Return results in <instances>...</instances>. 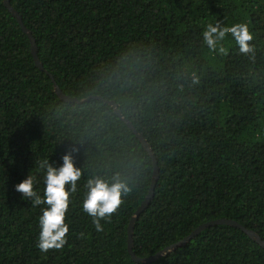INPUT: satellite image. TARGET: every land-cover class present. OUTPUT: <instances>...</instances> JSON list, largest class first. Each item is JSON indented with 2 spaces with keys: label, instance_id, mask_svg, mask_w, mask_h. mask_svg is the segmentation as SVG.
<instances>
[{
  "label": "trees",
  "instance_id": "obj_1",
  "mask_svg": "<svg viewBox=\"0 0 264 264\" xmlns=\"http://www.w3.org/2000/svg\"><path fill=\"white\" fill-rule=\"evenodd\" d=\"M38 47L0 0V264H264V246L216 224L233 219L264 241V0H11ZM247 23L254 51L228 34L209 51L207 24ZM55 79V82L53 81ZM61 92L56 90V87ZM86 99L81 103L67 101ZM101 97V98H94ZM107 100V101H106ZM115 100L117 107L108 101ZM159 178L149 205L128 227ZM71 152L83 175L60 250L37 247L39 217L15 186ZM124 182V203L97 232L82 209L87 180ZM70 187V186H69ZM80 233H84L81 238Z\"/></svg>",
  "mask_w": 264,
  "mask_h": 264
},
{
  "label": "clouds",
  "instance_id": "obj_2",
  "mask_svg": "<svg viewBox=\"0 0 264 264\" xmlns=\"http://www.w3.org/2000/svg\"><path fill=\"white\" fill-rule=\"evenodd\" d=\"M228 34H231L241 53L248 54L254 51V45L251 43L254 34L247 23H235L231 26L222 25L221 22L209 23L202 32V38L209 51L226 54L224 41ZM40 168L45 170L46 187L43 196L38 194L35 185L39 181L31 172L15 188L24 199L31 201L32 207L46 205L39 217L40 233L37 247L41 252L47 253L49 250L62 249L68 242L67 234L70 227L66 222V214L71 203V195L77 192V182L83 172L75 165L71 152L63 156V164L60 167H55L45 160L41 162ZM84 187L87 191L82 201V209L92 217L96 231L102 232L104 229L101 221L110 222L131 189L119 180L110 184L100 177L89 178ZM80 236L83 238L84 233H80Z\"/></svg>",
  "mask_w": 264,
  "mask_h": 264
},
{
  "label": "water",
  "instance_id": "obj_3",
  "mask_svg": "<svg viewBox=\"0 0 264 264\" xmlns=\"http://www.w3.org/2000/svg\"><path fill=\"white\" fill-rule=\"evenodd\" d=\"M5 5L7 6V8L10 10V12L17 18L18 22L21 24L23 30L25 32L28 33L29 35V38L31 40V44H32V49H33V55H34V60H35V64L41 68L42 70H45L44 66H43V63L40 61L39 57H38V47H37V43H36V40L35 38L33 37L31 31H29V29L25 26L24 22H23V19L22 17L20 16V14L13 8V6L11 5V0H5ZM53 81L55 82V79L53 78ZM56 84V82H55ZM56 90L58 92H61V89L57 86L56 87ZM61 96L67 100V101H73V102H83L85 100H88L90 99L91 97H88L86 99H78L76 97H73L71 98L70 96H67L65 95L64 93H61ZM94 98H101V97H94ZM107 101V100H106ZM109 103H111L113 106L117 107L118 104L115 100H112V101H108ZM117 110V113L122 116L121 112L116 108ZM122 118L130 125V127L134 130V132L137 134V136L139 137V139L141 140V142L144 144V146L149 150V152L151 153L152 155V158H153V162H154V178H153V181H152V185H151V189L149 191V194L148 196L145 198V200L142 202V204L139 206V208L137 209L136 211V214L135 216L131 219L130 223H129V227H128V248H129V251L132 255V258L135 260V261H143V262H147V261H151V260H154L158 257H160L165 251H171L175 248H177L179 245H183L185 243H187L188 241H190L192 238H194L196 235H198L202 230H204L205 228L207 227H210L212 225H216V224H230L232 226H235V227H239L241 228L242 230L246 231L247 233L251 234L254 238H256L258 240L259 243H261L263 246H264V241H262V239L260 238L259 235H257L256 233H254L253 231L247 229L246 226L242 225L241 223H239L238 221L236 220H233V219H226V218H221V219H216V220H213V221H208V222H205L201 225H199L197 228H195L191 234H189L185 239L181 240L179 243L177 244H173L171 245L170 247H168L165 251H161V252H158L157 254L155 255H152L150 257H144V258H141L139 256H137L135 254V251L133 250V246H134V239H133V229H134V222L135 220L138 218V216L140 215V213L149 205L153 195H154V191H155V186L157 184V181H158V178H159V166H158V163H157V159H156V156L154 155V153L152 152L151 150V146L148 144L147 140L144 139V137L139 134V132L132 126L131 122L124 118L122 116Z\"/></svg>",
  "mask_w": 264,
  "mask_h": 264
}]
</instances>
